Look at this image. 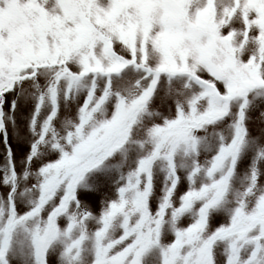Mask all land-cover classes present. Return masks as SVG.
<instances>
[{"label":"snow or ice","instance_id":"obj_1","mask_svg":"<svg viewBox=\"0 0 264 264\" xmlns=\"http://www.w3.org/2000/svg\"><path fill=\"white\" fill-rule=\"evenodd\" d=\"M0 145V264H264V0H0Z\"/></svg>","mask_w":264,"mask_h":264},{"label":"rangeland","instance_id":"obj_2","mask_svg":"<svg viewBox=\"0 0 264 264\" xmlns=\"http://www.w3.org/2000/svg\"><path fill=\"white\" fill-rule=\"evenodd\" d=\"M253 127L255 129L256 125H254ZM13 147L15 149V144H13ZM2 159H3V146L0 145V161H2ZM91 204H92L93 211H99L98 198H91Z\"/></svg>","mask_w":264,"mask_h":264}]
</instances>
